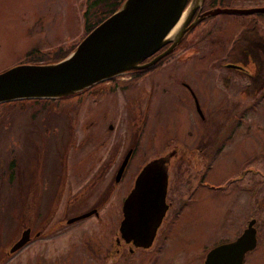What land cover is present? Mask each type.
Here are the masks:
<instances>
[{
    "label": "rangeland",
    "instance_id": "rangeland-1",
    "mask_svg": "<svg viewBox=\"0 0 264 264\" xmlns=\"http://www.w3.org/2000/svg\"><path fill=\"white\" fill-rule=\"evenodd\" d=\"M86 1L0 0V70L22 63L24 53L33 47L43 49L32 54L38 56L57 46L66 47L77 42L83 32L81 12L87 5ZM215 7L243 8L244 6L237 0H230L220 2ZM250 16L230 14L210 16L207 21L199 25L201 32L208 29L205 32L208 36L204 41H197L196 46L193 43V45L181 47L182 41H187V39L190 41L193 36V34H185L181 43L171 53L167 54L163 60L155 62L151 67L138 73L133 83L124 86L125 90H119L120 87L112 88L111 92L103 91L88 96L83 103L77 106L74 104L61 105L43 112L27 104L21 108L11 107L1 110L6 111L7 115L5 114L0 119V247L7 245L13 239L11 237L16 234L19 227L17 219L14 221L13 218L19 217L18 211L21 210L22 196L17 202L18 196L14 194L15 191H12L13 187L22 193L28 182L38 181L41 176L42 159H36L37 143L29 147L30 132H34L33 128L41 129L40 132L45 140L46 150L43 149L44 155L43 153L42 155L48 170L52 166L55 167L57 145L67 137L65 131L67 116L58 113L60 110L77 108L78 114H68L70 120L76 118L78 122V119H81L82 124L94 120V122H99L103 133H106L104 131L106 123L114 121L108 116H119L121 119L115 121V126L120 121L122 124L116 126L114 137L109 136L111 144L106 141L107 135L105 134L99 137L101 144L99 142L90 144L79 142L81 146H75L78 149L70 147L66 152L70 158L66 162V167L70 173L83 171V175L87 177L93 172L97 156L103 158L107 154H112L116 157V160L112 162H118L129 146L124 145V142L119 144L118 140L115 141L120 129H124L126 134H131V138L136 136L139 141L129 158L127 180L121 185L123 193L130 189L131 179L139 168L157 154H165L173 147L174 143L170 142L172 140L167 136L170 129H182L185 124V126L187 124L193 126L192 115L195 116V113L192 100L188 94L176 92L179 88L177 84L179 78L186 80L189 84L192 82L197 84L198 100L204 110H210L209 118L213 114V118L218 116L219 120L221 116L223 122H226L227 118L230 122L232 121L229 118L231 113L241 115L247 112L241 116L248 118L246 122L252 126V134L240 132L238 136H234L233 140V145H242L244 150H233L215 165L217 175L224 176L221 182L223 190H228L227 187L231 185L227 182L229 175L231 177V173L236 171L237 165L247 154L245 150H249V145L252 143H259L262 137L259 130L264 131V100L256 97L254 108L247 110L249 100L241 96L235 100L227 95H222L221 100L215 98L218 95L214 84L216 70L211 66L212 63L217 62L216 59L220 57V54L222 55L225 41L234 37L241 24ZM256 16L257 20H264V14H256ZM130 74L132 73L126 75ZM173 81L177 83H172ZM163 87H166L168 92H161ZM206 97L212 99L207 100ZM92 99H95V102ZM122 101L123 105H121ZM96 102H99V105ZM147 108L148 112H146ZM102 112L105 113L104 118L101 117ZM153 112H156L155 118L150 120L149 116L146 120V113L152 114ZM144 120L146 123H143ZM32 137L37 136L34 134ZM194 142L191 141L192 144ZM38 146H40L39 143ZM9 164H11V171L8 172L7 165ZM75 177L80 178V175ZM77 180L80 182V179ZM68 183L66 186H69ZM82 185L78 183L71 187L75 189ZM117 187L119 186H112L107 197L104 198L105 203L109 205V212L101 210L99 222L88 218L76 225L74 223L64 226L60 232L53 231L42 239L28 242L8 257L0 256V264H101L104 253L107 251V241L113 237L115 223L119 218L118 210H116L119 201L114 211L111 206L117 197L118 192L114 193ZM9 189L13 195L10 194ZM78 191L77 189L74 197L79 194ZM203 193L204 196L199 198L200 202L194 203L179 214V224L185 223V227L180 230L179 237H174L177 234L175 233L169 238L167 249L161 255L156 258L149 255L150 262L144 260L142 262V258L138 262L137 257H141L139 252L125 258H122L120 254L114 256L112 264H151V261L152 264H200V258H197L200 247L224 235L225 225H228V230H230L233 227L230 224L234 219L233 210H226L229 207L230 196L220 193L219 190ZM71 196L64 194V200H69ZM90 198L77 201L74 209L70 211L76 213L81 211L85 205L87 209L91 202ZM9 210H12V221ZM244 214L239 211L241 218ZM254 216L259 220L263 219V211H255ZM241 220L239 219V222ZM107 221L111 229L110 234L106 227ZM262 241L261 235L260 245L245 255L243 264H264V247L262 246L264 241ZM172 250H175V253H169Z\"/></svg>",
    "mask_w": 264,
    "mask_h": 264
},
{
    "label": "flooded vegetation",
    "instance_id": "flooded-vegetation-1",
    "mask_svg": "<svg viewBox=\"0 0 264 264\" xmlns=\"http://www.w3.org/2000/svg\"><path fill=\"white\" fill-rule=\"evenodd\" d=\"M228 1L230 0H202L201 4L193 11L192 16L187 23L190 24L193 19H198V17H200V19L193 23L186 31V34H193V36L190 41L187 39V41L184 40L182 43L180 42L182 44L181 45L179 43L180 46L187 47L189 45H193V43H195L196 46L197 41H204V39L208 36L205 33L208 29L201 32L202 29L199 25L207 21L212 15H201L211 9L219 8L215 7L216 4ZM237 1L244 7L227 8H264V0ZM256 14H264V12L230 14L237 16H252L247 18V20L241 24L234 37L225 41L226 44H224L225 47L222 55L220 54V57L216 59L217 62L212 63L213 65L211 66L212 69L214 68L216 70L214 84L218 95H216L215 98L220 99L222 95H227L228 97H231L232 100H235L241 96L242 98L249 100L247 110L254 108L256 97L264 100V20H257ZM39 50L43 49L35 47L31 48L24 53L22 61H24L25 56H28L31 51L36 52ZM138 75L139 74L132 73L130 75H124L117 78L114 77L109 80L98 82L97 84L90 86L86 91L72 96L69 101L70 103L73 101L71 104L77 106L78 104L83 103L85 98L94 93L103 91L111 92L112 88L114 89L119 87V90H125V87L133 83L134 79ZM172 83L177 82L173 81ZM177 84L179 85V88L176 89V92L178 94H188L192 100L195 116L192 115L193 126L189 124L185 126V124L182 129H170L167 136L172 140L170 142L174 143L173 147L167 150L165 154H157L150 160L160 164L165 171L166 187L164 202L166 204V208L148 246H135L130 240L125 241L124 238L120 236L118 231V225L122 217L121 204L129 191L125 190V192L122 193L121 185L127 180L129 158L132 154L133 148L137 147L139 139L136 138V136L132 137V139L130 137L131 134L128 135L123 131L124 129H120V133L115 141L118 140L119 144L124 142V145L126 144L129 146L123 155L120 156L121 158L118 162L113 163L116 160V157L112 154H107L105 157L103 156V158H99V156H97L95 158L96 165L91 176L85 177L82 173L83 171L70 173L66 167V162L70 159L68 158V155H66V152L70 149V147L72 149H78V147L75 146H79V142L83 144L99 142V144H101L99 137L102 134L107 135L106 141L111 144L108 139L109 136L114 137L116 126L122 124L120 121L119 124L117 122L115 126V121H119L121 119L119 116H108L114 119V121L106 123L104 128L106 133H103L101 125L98 124L99 122H94V120L86 123L83 122V124L81 123V119H78V122L76 118H71L70 120V118H68V114H78L77 108H68L58 112L67 116V122L65 123L67 137L64 141H61L60 144L57 145L59 150H55V167L52 166L48 170L46 169V161L43 159V149L45 148L46 150V146L44 143L45 140L40 132L41 129L38 130V128H33L32 130L34 132H30L31 137L34 134L37 136L36 138L32 137L31 141L30 137L29 147L34 146L33 144L37 143L35 147L37 150L36 159H42L40 166L41 176L38 181L33 180L28 182L22 193L16 191L13 187L12 191H15L14 194L18 196L17 202L21 199L20 196H22L20 203L22 206L21 210L18 211L19 217L13 218L14 221L17 219L19 227L16 234L11 237L13 238L12 241L19 236L20 231L24 228H28V240L24 244L26 245L32 240L42 239L45 236H48V234L53 231L55 233L60 232L61 228L64 226L69 224L73 225L74 223L76 225L84 219L93 218L99 222L101 220L100 211L103 210L109 212V205L105 203L106 200L104 201V198L107 197L112 186L118 185L119 187H117V191L114 192H118L117 197L114 199L111 206L114 211V209H116L117 202L119 201L116 209L118 210L119 218L115 223V229L112 233L113 237L107 241V251L104 253L103 262H101V264H112L115 255L122 254V258H125L135 252H139L141 254V257H137L138 262L141 258L142 262L143 260L150 262V260H148L149 255L154 256V258L161 255L165 249H167V241L169 238L175 235V233L177 234L174 237L180 236V230L185 227V223L179 224V214L187 207L200 202L199 198L204 196V191L217 192V190H219L220 193L230 196L228 201L229 207L226 210H233L234 212L233 223L230 224L233 227L228 230V225H225L226 231L224 232V235H220V237L213 240L209 244L202 245L197 252V258H200V264H203L205 255L210 249L217 245L233 241L244 231V229L250 228L253 230L254 246L244 253L241 261V264H243L245 255L260 245L259 237L261 235L264 241V131L259 130L262 136L259 143H252L249 145V150H245L247 154L244 155L241 162L237 165L236 171L231 173V177L229 175L227 182L231 185L227 187L228 190H223V184H221V182H223L222 177L224 176L217 175L218 172L215 165L223 156H227L233 150H244L242 145H233V140L234 136H238L240 132L252 134L251 131H253V128L246 122L248 121V118L241 116L245 115L247 112L241 115H235L234 112L231 113L229 118L232 121L230 122L227 121L228 118L226 119V122H223L221 116L219 120L218 116L213 118V114L209 118L210 110H204L198 100L196 94V91L198 90L197 84L194 82L189 84L182 78H179ZM165 88L166 87L161 88L160 91L166 93L167 88ZM206 99L208 100L212 98L206 97ZM92 100L95 102V99ZM96 104L99 105V102H96ZM123 104L124 103L122 101L121 105ZM38 109L43 112L51 108ZM218 109H220L219 106ZM148 111L149 109L147 108L146 112ZM155 113L156 112H153L152 114L146 113V120L149 116L150 120L151 118H155ZM4 116L5 114H3L0 119ZM101 117L104 118L105 113L102 112ZM146 120H144L143 123H146ZM240 120L241 122H239ZM191 141H195L194 144H192ZM38 143L40 146H38ZM232 146H234V148ZM127 153V160L123 168L119 170L120 164ZM14 166L13 168L15 169ZM117 172L119 173L117 174ZM213 173H215V175H213ZM77 175H80V178L75 177ZM135 176L131 179V186ZM72 178L76 181L72 180ZM77 179H80V182ZM66 183H68L69 186H66ZM78 183H82L83 185L72 189L71 186L77 185ZM81 188L83 189L80 190ZM77 189L79 190V194L74 197ZM9 191L10 194L13 195L11 189H9ZM64 194L65 196H72L69 200H64ZM88 197H91V202L89 201L90 203L87 209H85V205L81 211L76 213H72L73 211H70L74 209L73 207H75L78 203L77 201H85ZM117 198L118 200H116ZM11 211L9 210L8 213L11 216L12 221L13 214ZM239 211L243 214L245 213L243 218L239 216ZM255 211H263V219H257L254 216ZM80 215L83 217H78ZM239 219L242 220L239 222ZM106 227L108 233L110 234L111 229L109 221H107ZM6 246L8 247V243L7 245L0 247L1 257H8L13 254L6 255ZM262 246L264 247V242ZM169 253H175V250H172Z\"/></svg>",
    "mask_w": 264,
    "mask_h": 264
},
{
    "label": "water",
    "instance_id": "water-1",
    "mask_svg": "<svg viewBox=\"0 0 264 264\" xmlns=\"http://www.w3.org/2000/svg\"><path fill=\"white\" fill-rule=\"evenodd\" d=\"M202 0H122L118 7L85 33L64 57L51 62H26L0 71V103L22 99H59L78 93L99 81L151 67L171 53L187 29ZM177 32L167 38L180 15ZM264 12V8H215L203 15ZM125 154L119 170L127 160ZM119 172H117L118 174ZM165 171L160 164L145 163L121 204L118 231L135 246L150 244L166 204ZM82 215L78 216L81 217ZM83 217V216H82ZM13 240V239H12ZM8 243L6 255L28 240V228ZM254 246L253 230L244 231L233 241L210 249L203 264H241L243 255Z\"/></svg>",
    "mask_w": 264,
    "mask_h": 264
},
{
    "label": "trees",
    "instance_id": "trees-1",
    "mask_svg": "<svg viewBox=\"0 0 264 264\" xmlns=\"http://www.w3.org/2000/svg\"><path fill=\"white\" fill-rule=\"evenodd\" d=\"M122 2V0H87L84 10L81 13L82 16V28L83 32L80 35L79 39L87 33L94 25L112 13L118 5ZM77 42L71 43L70 45L63 47L57 46L50 51H46L41 53L38 56H33L35 53L31 51L28 56H25L24 62H51L56 61L64 57L69 51L73 49ZM37 52V51H36ZM142 71H137L136 74ZM69 98V97H67ZM67 98H59V99H22V100H14L9 102L0 103V117L3 114H6V111H1L5 109H9L11 107H23L24 105H30L35 108H54L60 107L61 105H70V101H67ZM8 172L11 171V164L7 166Z\"/></svg>",
    "mask_w": 264,
    "mask_h": 264
},
{
    "label": "bare ground",
    "instance_id": "bare-ground-1",
    "mask_svg": "<svg viewBox=\"0 0 264 264\" xmlns=\"http://www.w3.org/2000/svg\"><path fill=\"white\" fill-rule=\"evenodd\" d=\"M183 14H184V12H182V14L180 15L179 19L176 21V23L169 29L168 33L166 34L167 38H172L175 35V33L177 32L176 30L179 27L180 20L183 17Z\"/></svg>",
    "mask_w": 264,
    "mask_h": 264
}]
</instances>
